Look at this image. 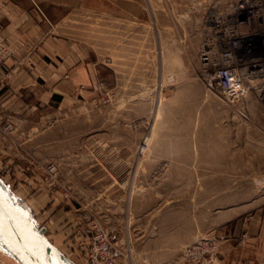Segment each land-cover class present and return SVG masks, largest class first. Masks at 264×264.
<instances>
[{
	"label": "rangeland",
	"instance_id": "rangeland-1",
	"mask_svg": "<svg viewBox=\"0 0 264 264\" xmlns=\"http://www.w3.org/2000/svg\"><path fill=\"white\" fill-rule=\"evenodd\" d=\"M90 1L113 13L78 26L92 71L67 73L61 93L28 90L26 127L0 122L21 151L0 154V183L67 264H91L98 228L121 249L118 264H229L228 241L242 244L230 264L261 260L264 89L228 97L203 78L200 53L218 18L264 30V0ZM3 78L0 97L12 95Z\"/></svg>",
	"mask_w": 264,
	"mask_h": 264
},
{
	"label": "crops",
	"instance_id": "crops-1",
	"mask_svg": "<svg viewBox=\"0 0 264 264\" xmlns=\"http://www.w3.org/2000/svg\"><path fill=\"white\" fill-rule=\"evenodd\" d=\"M126 12L129 16L128 6ZM108 14L113 13L90 0H0V40L14 51L5 68L0 69V80L4 77L12 94L0 97L1 123L25 122L26 127L28 121L34 120L35 112V100L32 93L27 96L28 90L53 88L61 93L69 81L67 73L70 80L77 81L92 71L91 62L86 60L91 47L78 26L105 24ZM3 87L6 86L0 89ZM49 98L36 100L48 106ZM0 128V154L19 155V144L14 139L19 134H10L6 125ZM0 163L1 166L3 159ZM13 198L17 200L16 196ZM29 209L33 211L31 206ZM1 243L0 264H21ZM241 245L234 241L222 244L227 263L237 260ZM262 254L261 260L255 254L251 264H264Z\"/></svg>",
	"mask_w": 264,
	"mask_h": 264
},
{
	"label": "built area",
	"instance_id": "built-area-1",
	"mask_svg": "<svg viewBox=\"0 0 264 264\" xmlns=\"http://www.w3.org/2000/svg\"><path fill=\"white\" fill-rule=\"evenodd\" d=\"M246 21L218 18L217 34L206 42L200 53L201 73L208 85L235 100L264 89V30L243 32L238 24ZM255 49H260L261 54L252 55ZM11 54L12 49L0 41V65ZM204 247L197 243L187 252L199 254ZM121 256V249L110 239L108 232L98 228L87 250L91 264H118Z\"/></svg>",
	"mask_w": 264,
	"mask_h": 264
},
{
	"label": "water",
	"instance_id": "water-1",
	"mask_svg": "<svg viewBox=\"0 0 264 264\" xmlns=\"http://www.w3.org/2000/svg\"><path fill=\"white\" fill-rule=\"evenodd\" d=\"M0 183V235L25 264H67L45 234Z\"/></svg>",
	"mask_w": 264,
	"mask_h": 264
},
{
	"label": "bare ground",
	"instance_id": "bare-ground-1",
	"mask_svg": "<svg viewBox=\"0 0 264 264\" xmlns=\"http://www.w3.org/2000/svg\"><path fill=\"white\" fill-rule=\"evenodd\" d=\"M2 185V184H1ZM3 186V185H2ZM4 187V186H3ZM5 188V187H4ZM0 241L6 246V248L13 254L20 262L21 264H25L23 260L11 249V247L7 244V242L3 239V237L0 235Z\"/></svg>",
	"mask_w": 264,
	"mask_h": 264
}]
</instances>
